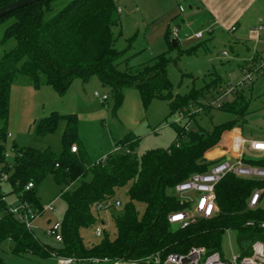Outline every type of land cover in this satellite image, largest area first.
Returning <instances> with one entry per match:
<instances>
[{"label":"trees","instance_id":"1","mask_svg":"<svg viewBox=\"0 0 264 264\" xmlns=\"http://www.w3.org/2000/svg\"><path fill=\"white\" fill-rule=\"evenodd\" d=\"M14 1L0 0V7ZM55 1L33 4L0 21V25L11 22L1 43L11 39L16 41V45L0 59V173L9 175V194L16 195L21 203L29 204L38 212L44 208L38 189L47 177L53 176L57 185L65 187L60 194L67 205L61 221L63 240L59 248L43 244L33 230L10 212L5 200L9 194H4L0 185V244L9 241L11 254L18 257L67 258L75 259L74 264H90L89 261L95 259H107L110 263H149L157 254L166 257L171 253H185L192 246H204L209 252H216L221 250L222 237L228 230L239 232L242 248H249L256 241L264 242L261 227L264 210L247 209L250 195L255 189L264 187V181L228 175L216 189L217 215L187 228L175 229L169 222L172 213L184 209L170 191L193 174L207 172L213 163L206 160V154L221 143L225 133L240 127L239 120L245 121L248 116V103L239 108L240 100H245L241 91L221 108L213 105L224 90L225 84H221L220 79L216 81L214 94L210 91L211 84L193 89L184 96L173 93L168 67L177 64L183 55L208 50L209 41L204 40L196 47L182 51L176 59L165 52L132 71L130 58H124L126 51L116 48L114 29L122 26V20L114 0H70L47 18L54 11ZM166 40L170 51L175 50L170 29ZM125 65L127 69L122 71L120 68ZM18 74L28 77L35 88L46 85L59 96L66 95L76 80L85 84L97 78L114 94L117 107L124 102L123 91L134 88L145 107L155 99L168 101L171 116L183 115L187 122L172 123L176 141L167 150L147 151L139 158L136 150L140 139L128 135L117 144L119 150L105 160L93 162L79 137L78 116L53 112L38 122L36 131L38 136H47L55 133L59 123L64 121L63 151L55 153L50 148L41 150L31 146L15 148L11 168L4 153L9 135L11 89ZM202 100L212 106L210 111L205 109V113L221 110L233 113L237 119L205 131L197 124V114L190 116L191 107ZM192 123L197 127L189 129ZM72 147H77L78 152L73 153ZM250 162L264 167V159ZM30 183L33 188L27 191ZM123 188H128L129 202L120 210L114 208L116 237L112 239L103 230L100 241L86 243L81 231L97 224L94 211L107 203L113 208L112 204ZM136 204L145 205L142 215ZM0 264H6L1 256Z\"/></svg>","mask_w":264,"mask_h":264},{"label":"rangeland","instance_id":"2","mask_svg":"<svg viewBox=\"0 0 264 264\" xmlns=\"http://www.w3.org/2000/svg\"><path fill=\"white\" fill-rule=\"evenodd\" d=\"M69 1H55L53 3L54 11L47 18L57 13ZM257 2L264 3L263 0H213L211 5L206 4V7L202 5L201 11H197L196 8L189 9L191 3H194L193 1L119 0L116 6L122 9V13L119 14L122 26L114 29L117 38L116 48L119 51H126L124 58H130L129 68L136 71L149 60L165 52H169V56L176 59L182 51L192 48L191 46L195 44L194 38L189 39L190 35L192 37L196 32L202 31L210 24L214 25L213 22L218 21V27L215 28V40L208 43V50L201 49L195 55H183L177 64H171L168 67V77L173 85V93L176 95H187L193 89H200L208 84H211L210 91L213 93L218 79L221 84L224 82L225 91L228 89L229 81L237 84L241 79L238 66L240 61L250 55L247 47H241L239 57L235 56L238 47L232 48L231 43L233 38L238 35L229 33L230 26L240 21L250 35L248 38H253L251 25L248 24V20L247 23L243 20L257 9ZM180 4L184 6L185 13L176 18L175 12L178 11ZM211 14L215 16V19ZM168 17L171 19L166 22ZM181 18H184L185 22ZM173 19H175L174 23L171 22ZM10 23L0 25V59L5 52L16 45V41L13 39L1 43L4 31ZM169 25L173 40L172 30L178 29V25L183 26L181 32L179 30V38L175 39L181 43L180 47L173 51H170L165 33L162 34V29L166 27L167 30ZM224 52H227L228 55L225 56ZM120 69L126 71L127 67L125 65ZM82 83L81 80H76L66 99L57 95L51 88H47L46 85L35 88L28 77L22 74L17 75L12 84L7 125L8 133L11 134V137L6 140L4 153L7 165L13 168L15 148L31 146L41 150L50 148L55 153L63 151L62 138L66 126L64 121L59 123L55 133L47 136H38L36 131L38 122L53 112L60 115L76 114L78 116L79 137L93 162L105 160L116 150L117 144L128 135H134L140 139L136 150L139 158L147 151L167 150L176 141V132L172 123L181 121L182 124H185L187 122L184 121L187 119L180 120L179 114L171 116L168 101L155 99L148 107H145L139 92L134 88H126L123 91L124 102L120 107H117L114 94L109 88L102 86L97 78L92 79L89 83ZM95 91H98L101 96L107 94L109 99L100 102L101 100L94 96ZM245 93L249 99H252V103H250L249 116L245 121L239 120V126L248 137L264 141V76L255 80L253 90L246 88ZM75 94L80 96L77 101ZM245 103L246 101L240 100L239 108L244 107ZM210 107L212 106L207 100H202L191 107L190 116L197 114V124L205 131H212L215 126L237 119L233 113L221 110H211L210 113H205L204 111L209 110ZM195 127H197L195 123L189 125V129ZM222 144L211 151L206 158L208 162L218 161L229 154L237 153V146L225 143V139ZM7 153L8 156H6ZM261 159H264V156ZM1 168L2 164H0ZM0 185L4 194L11 192L8 180H2ZM64 188V186L55 183L53 176H49L38 189L41 205L46 207L53 202L55 210L47 211L39 217L32 230L43 244L54 248H59L61 243L48 236L46 230L51 224L62 221L64 218L67 205L60 197ZM127 191L128 188H123L117 195V200L122 203L123 207L129 202ZM5 200L9 206H17L20 203L17 196L13 194H9ZM136 206L142 215L145 205L136 204ZM114 208L120 210L121 207L94 211V215L98 219L97 224L81 231L86 243H97L101 240V237L96 235L97 227L105 230L112 239L116 237L117 230L113 220ZM1 215L0 211V218ZM173 228L176 229L178 226L173 225ZM239 235L237 230H230L223 235L221 252L225 258L232 259L234 256L244 254L239 243ZM10 248L9 241L0 244V256L6 264H60L56 258L40 260L33 257L14 256L11 254Z\"/></svg>","mask_w":264,"mask_h":264},{"label":"built area","instance_id":"3","mask_svg":"<svg viewBox=\"0 0 264 264\" xmlns=\"http://www.w3.org/2000/svg\"><path fill=\"white\" fill-rule=\"evenodd\" d=\"M119 0H114L117 3ZM195 3L200 0H188ZM178 14L185 13L184 6L178 7ZM118 13H122V9L118 8ZM216 22L214 25L216 26ZM214 25L196 32L193 36L198 41H204L214 32ZM236 31L233 27L229 30L232 34ZM256 31L264 34V21L260 22L256 27ZM174 39L179 38V29L174 28L172 30ZM227 56L228 53L224 52ZM264 76V48L262 51L255 53L253 57L245 60L241 67V79L235 83H229L227 90H222L221 94L213 101V105L217 108H221L223 103L230 101V97L234 95L238 90L243 89L255 82L259 77ZM94 96L99 98L101 102L107 101V95H100L99 92H95ZM183 115H180V120H183ZM181 122V121H179ZM8 137H11L9 133ZM225 139V143H231L233 146H237V153L235 155L229 154L226 157L221 158L218 161L212 162L209 170L205 173L193 174L188 180L178 184L171 192L175 195L184 209L172 213L169 216V222L172 225H177L181 228H187L189 226L197 224L200 220H208L213 218L219 213V207L217 204L216 189L217 186L228 175H234L244 180L252 181H264V167L254 165L250 161L255 159H261L264 156V142L262 141H247L242 137L239 130L233 129L225 133L222 137L221 143L216 146H222V142ZM72 152H78L77 147H72ZM119 150V149H116ZM129 153V152H128ZM8 156V153L6 154ZM9 175L3 174L0 177L2 180H8ZM33 188V184L30 183L26 187L29 191ZM53 202L43 208V211L38 212L34 210L29 204L19 203L17 206H10V212L22 223L26 225L28 229L33 228L35 221L45 214L47 211H54ZM114 207H122V203L118 200L115 201ZM111 208V203L102 204L98 206V210ZM247 209L250 211H256L259 209L264 210V187L255 189L248 199ZM248 224L252 225V222ZM261 227L264 229V222L261 223ZM61 221H57L51 224L46 233L48 236L54 238L57 242L61 243L63 238L61 234ZM228 230L227 232H229ZM103 229L97 227L96 235L101 237ZM243 255L234 256L232 259L225 258L221 250L216 252H209L205 247H191L185 253H171L166 257L161 255H155L150 259L148 264H264V242L256 241L249 248H242ZM75 259L62 258L59 259L60 264H74ZM90 264H108L106 260H91ZM115 263H121L117 261Z\"/></svg>","mask_w":264,"mask_h":264},{"label":"crops","instance_id":"4","mask_svg":"<svg viewBox=\"0 0 264 264\" xmlns=\"http://www.w3.org/2000/svg\"><path fill=\"white\" fill-rule=\"evenodd\" d=\"M179 1V0H178ZM185 1H188V0H185ZM264 1V0H263ZM119 2V1H118ZM212 2H213V0H200V2H197V3H191L192 5H190L189 6V9L190 10H194V8H196V10L197 11H201V6L202 5H204L205 7H206V4H209V5H211L212 4ZM181 5V4H180ZM256 7H257V9L255 10V11H253V12H251L250 14H249V16L248 17H246L243 21L244 22H246L247 23V20H248V24L249 25H251V29H252V33H253V38H248V37H250V35L246 32V30H245V28L242 26V24H241V22L239 21H237V22H235V24H231V26H230V29H232L233 27H235L236 28V31L234 32V33H232L231 35H235V34H237L238 36L237 37H234L233 39V42L231 43L232 44V48H235V47H238V48H236V49H238V50H236V54H235V56L236 57H239V55H240V50L239 49H241V47L243 48V47H247V50L249 51L248 53H250V55H249V57H247V58H244L243 59V61H240V64H239V72H240V74H241V67H242V64H243V62L245 61V60H248V59H250L251 57H253V55L255 54V53H258V52H260V51H262L263 50V48H264V34H262V33H259V32H257L256 31V27L258 26V24L260 23V22H262V21H264V3H261V2H257L256 3ZM175 14H176V18H178V16L180 15V14H178V12L176 11L175 12ZM212 15V17L215 19V16L213 15V14H211ZM173 17V16H172ZM175 18V19H176ZM169 19H171V18H167L165 21L167 22V21H169ZM175 19H173L171 22L172 23H174L175 22ZM182 19V21L183 22H185V19L184 18H181ZM218 23V21H215V22H213L214 24L215 23ZM169 23V22H168ZM212 23V24H213ZM219 24V23H218ZM217 24V25H218ZM215 26L214 25V32L209 36V37H207L206 38V40H208L209 42H213L214 40H215V28L216 27H218V26ZM210 26H212L211 24H210ZM209 26V27H210ZM170 25H169V27H168V29L166 30V27H164V29H162L163 31H162V34L163 33H165V35L167 34V31L170 29ZM206 28H208V27H206ZM205 28V29H206ZM178 29L180 30V32H181V30L183 29V26H181V25H178ZM229 29V30H230ZM230 33V32H229ZM181 37V36H180ZM190 38H194V36H192L191 37V35H190V37H189V39ZM182 40V39H181ZM192 42V41H191ZM194 42H195V44H193V46H197L198 44H200L202 41H198V40H196L195 38H194ZM181 44V43H180ZM179 44V45H180ZM193 46H191V47H193ZM242 60V59H241ZM76 83V81L72 84V86H71V88L69 89V91L66 93V95H64V96H60V97H62V98H68V96H69V93H70V91L72 90V87L74 86V84ZM228 83H231V81H229ZM82 84H84V83H82ZM84 86V85H83ZM253 86H254V83H252L251 85H249V86H247V87H245V88H243V89H240V90H238V91H241L242 92V95H243V97H244V101H246V103H248V116H249V114H250V112H249V108H250V103H252L251 101H252V99H249L248 97H247V95H246V93H245V89L246 88H249V89H251V90H253ZM47 88H50V87H48L47 86ZM52 89V88H51ZM53 90V89H52ZM54 91V90H53ZM95 92H98V91H95ZM94 92V93H95ZM58 95V94H57ZM103 95H107V94H103ZM108 96V95H107ZM75 99H76V101H77V99H78V97L80 98V96L78 95V94H75ZM66 99H64V100H66ZM108 99H109V96H108ZM233 99H234V95H232L231 97H230V101H233ZM64 102V101H63ZM66 103L68 102V101H65ZM101 102V101H100ZM247 118V117H246ZM236 130H239L240 132H241V134H242V137L245 139V140H247V141H262V142H264L263 140H257V139H253V138H250V137H248L247 135H245V133H244V131H243V129H242V127H237V128H235ZM213 150V149H212ZM212 150H210L207 154H206V156H205V158H207L208 157V155L211 153V151ZM2 216V215H1Z\"/></svg>","mask_w":264,"mask_h":264},{"label":"water","instance_id":"5","mask_svg":"<svg viewBox=\"0 0 264 264\" xmlns=\"http://www.w3.org/2000/svg\"><path fill=\"white\" fill-rule=\"evenodd\" d=\"M43 1L45 0H16L7 5H4L0 7V21L18 10L24 9L26 7L32 6L33 4L43 2ZM172 45L174 49L179 47V43L175 39L172 40ZM108 264H148V263L121 262V263H108Z\"/></svg>","mask_w":264,"mask_h":264}]
</instances>
